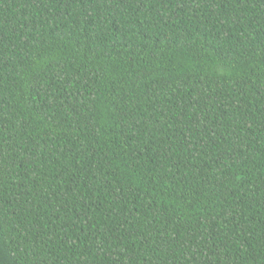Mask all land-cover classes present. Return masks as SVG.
I'll return each instance as SVG.
<instances>
[{
	"label": "trees",
	"instance_id": "1",
	"mask_svg": "<svg viewBox=\"0 0 264 264\" xmlns=\"http://www.w3.org/2000/svg\"><path fill=\"white\" fill-rule=\"evenodd\" d=\"M0 264H264V0H0Z\"/></svg>",
	"mask_w": 264,
	"mask_h": 264
}]
</instances>
